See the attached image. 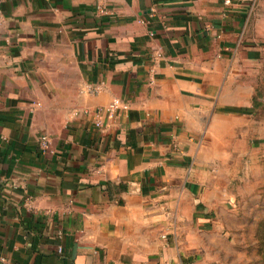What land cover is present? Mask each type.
Returning a JSON list of instances; mask_svg holds the SVG:
<instances>
[{"label": "crops", "instance_id": "0c3cea01", "mask_svg": "<svg viewBox=\"0 0 264 264\" xmlns=\"http://www.w3.org/2000/svg\"><path fill=\"white\" fill-rule=\"evenodd\" d=\"M263 150L264 0H0V264H229Z\"/></svg>", "mask_w": 264, "mask_h": 264}, {"label": "rangeland", "instance_id": "374dc122", "mask_svg": "<svg viewBox=\"0 0 264 264\" xmlns=\"http://www.w3.org/2000/svg\"><path fill=\"white\" fill-rule=\"evenodd\" d=\"M259 162L245 165L239 178L229 184L227 223L223 233L229 264H264V150Z\"/></svg>", "mask_w": 264, "mask_h": 264}, {"label": "built area", "instance_id": "2783aa9c", "mask_svg": "<svg viewBox=\"0 0 264 264\" xmlns=\"http://www.w3.org/2000/svg\"><path fill=\"white\" fill-rule=\"evenodd\" d=\"M120 107L128 108V104L123 102L120 98H116L108 105L99 108L95 113L96 114L95 125L101 128L104 127L105 126L104 116L113 118L116 115L117 109ZM41 144L43 149H47L49 147V140L47 136L42 137ZM61 249L62 248H59V251H61ZM0 259L2 261L6 260L4 257H1Z\"/></svg>", "mask_w": 264, "mask_h": 264}]
</instances>
